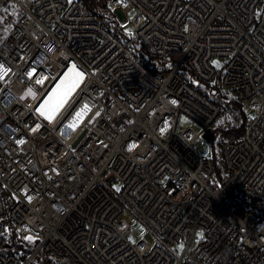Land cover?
<instances>
[{"label": "built area", "instance_id": "built-area-1", "mask_svg": "<svg viewBox=\"0 0 264 264\" xmlns=\"http://www.w3.org/2000/svg\"><path fill=\"white\" fill-rule=\"evenodd\" d=\"M106 2L134 36L82 0H0V264H264V0ZM214 83L248 110L236 139Z\"/></svg>", "mask_w": 264, "mask_h": 264}, {"label": "trees", "instance_id": "trees-1", "mask_svg": "<svg viewBox=\"0 0 264 264\" xmlns=\"http://www.w3.org/2000/svg\"><path fill=\"white\" fill-rule=\"evenodd\" d=\"M87 7L95 14H98L106 19V14L109 12V8L107 7L106 0H82ZM110 29V28H109ZM137 48V56L139 59L143 60L145 65L153 72H160L163 69H165L168 58L160 60L156 63L146 54L142 46L139 44L135 45ZM174 55H171L170 58H172ZM198 87L207 92L210 93L211 96L214 98L215 101L218 103L223 104L224 109V129H223V135L226 137H229L230 139H236L238 138L243 130H244V121L246 119V116L248 115V110L246 109V106L243 103H240L235 100H230L228 96L221 92L218 89V85L216 83L214 84H208V85H198ZM219 131V128H217L214 131V134L211 136V140H214L215 133ZM214 165H215V175L214 179L219 178L221 175L220 168L218 163L215 159H213ZM15 244L13 245L12 251H20L19 249H24V251H28L32 247V242H26L22 238L17 237L14 241Z\"/></svg>", "mask_w": 264, "mask_h": 264}, {"label": "rangeland", "instance_id": "rangeland-1", "mask_svg": "<svg viewBox=\"0 0 264 264\" xmlns=\"http://www.w3.org/2000/svg\"><path fill=\"white\" fill-rule=\"evenodd\" d=\"M130 16L131 14L129 13L127 16H123L121 15L119 12L110 9L109 12L106 14V25L110 28V30H112V32H114V34L120 38L121 40H127L129 37L134 36L135 34V28L132 25V22L130 20ZM4 32L0 31V35H3ZM213 65L216 68L221 67V61L220 59L214 58L212 61ZM189 74V73H188ZM63 81V80H62ZM30 88H28L25 93L22 96V100L25 103H30V101L33 99L34 97V93L31 91V94H29V90ZM58 89V87H57ZM57 89H53L51 94H55ZM230 98V96H229ZM250 114L252 112H249ZM227 115V114H225ZM224 116L221 115L220 120L217 124L221 125L222 122H224ZM179 126L180 127H186V126H196L195 123H193L191 120H189L187 117L182 116L179 122ZM202 146L204 149V155L207 157H210L212 159H215L216 162L219 165L220 168V172L223 173L224 171V163L222 160V156H221V152H220V148L217 144L216 140H203L202 142ZM112 187L114 188V190L119 191L120 190V184H118L117 182H114L112 184ZM8 208H7V213H8ZM125 217L127 218V220L131 223V226L133 228V230L136 232V236H132L130 237V239L134 242H137L141 237H146L149 242L151 244H154V236L153 234L147 230V228L142 224V222H140L132 213L130 212H125ZM4 226H6V224H4ZM27 237H31V236H27ZM19 238H22L24 241L26 242H35L36 239L34 237H31L32 239H26V237L23 236H19Z\"/></svg>", "mask_w": 264, "mask_h": 264}, {"label": "snow or ice", "instance_id": "snow-or-ice-1", "mask_svg": "<svg viewBox=\"0 0 264 264\" xmlns=\"http://www.w3.org/2000/svg\"><path fill=\"white\" fill-rule=\"evenodd\" d=\"M2 71H3V66L0 65V72H2ZM77 75H80V74H77ZM37 82L39 83V81H37ZM28 91H29V94H31V89H29ZM173 103H175V102L173 101ZM38 111L41 112V115H44L45 114L44 113V105H41L40 108L38 109ZM77 115L79 116V113ZM48 118L50 119L51 117L49 116ZM69 127H74V125H69ZM26 239L31 240L32 238L31 237H26Z\"/></svg>", "mask_w": 264, "mask_h": 264}, {"label": "water", "instance_id": "water-1", "mask_svg": "<svg viewBox=\"0 0 264 264\" xmlns=\"http://www.w3.org/2000/svg\"><path fill=\"white\" fill-rule=\"evenodd\" d=\"M203 138H204L205 140H209V132H208V131H206V132L203 134Z\"/></svg>", "mask_w": 264, "mask_h": 264}]
</instances>
